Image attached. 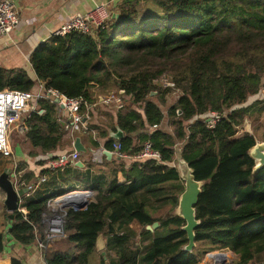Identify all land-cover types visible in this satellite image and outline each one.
<instances>
[{
  "label": "trees",
  "instance_id": "obj_1",
  "mask_svg": "<svg viewBox=\"0 0 264 264\" xmlns=\"http://www.w3.org/2000/svg\"><path fill=\"white\" fill-rule=\"evenodd\" d=\"M115 9L118 17L95 36L71 32L39 43L29 55L35 80L24 68L0 67V90L31 91L40 80L87 104L123 90V106L114 110V123L123 132L118 139L122 152L132 157L149 142L160 156L118 158L119 169L109 181L87 187L94 200L83 210L67 211L64 231L72 245L48 250L46 263L90 264L99 235L108 264V251L117 255V264H197L203 252L217 249L239 255L237 264L247 263L264 250V166L254 170L248 153L257 140H264V121L256 124L262 120L264 101L228 113L214 129L201 122L187 127V121L241 103L264 84V0H119ZM176 88L182 93L165 115L159 105ZM37 105L44 112L30 114L25 139L56 158L67 152L55 153L65 135L62 120L51 101L38 100ZM165 117L174 134L160 127ZM243 118L252 120L253 133L234 137ZM90 121L89 127L106 138L103 146L111 149L115 139ZM179 146L194 179L202 182L190 252L184 250L185 221L175 214L184 190L173 166ZM10 161L0 155V174ZM25 165L14 170L18 189L27 187L32 176H18ZM71 191L75 189L59 195ZM49 198L24 196L20 207L26 214L11 213L7 234L16 244L44 239L42 213ZM154 222L155 229H146ZM200 243L208 245L206 251ZM99 261L105 264L101 256ZM11 264L26 263L13 253Z\"/></svg>",
  "mask_w": 264,
  "mask_h": 264
},
{
  "label": "built area",
  "instance_id": "obj_2",
  "mask_svg": "<svg viewBox=\"0 0 264 264\" xmlns=\"http://www.w3.org/2000/svg\"><path fill=\"white\" fill-rule=\"evenodd\" d=\"M111 14L108 1L97 3L89 13L76 14L62 22L52 36L63 37L71 32L95 36L98 30L106 27L107 23L112 18ZM27 23L28 20L18 12L14 0H0V40ZM161 82L164 86H168L169 84L165 79H162ZM91 84L95 86L94 83ZM120 91L121 90L112 91L106 95H99L98 98L101 100V103L109 104L118 110L122 108L124 98V91L122 90V93H120ZM42 99L51 101L58 114H65L66 119L62 122L63 131L66 136L72 139V143L78 134H87L91 135L93 138L96 137L95 131L91 129L87 123L90 119V108L95 103L87 104L77 98H68L59 91L46 87L45 83L40 80H37L36 88L31 91L4 88L0 90V155L11 160L10 164L13 171L16 169L17 163L14 160L12 137L13 135H25L28 130L27 121L32 112H36L37 114H42L44 112V110L39 109L37 105V101ZM259 101H264V85H262L256 93L249 95L243 102L234 104L228 109L222 111L209 110L194 115L187 121V127L195 122H201L204 123L208 129H214L216 124L225 118L228 113L250 107ZM153 127H156V125ZM245 134H252V125L248 118H243L240 123L236 125L234 137H242ZM177 149H181V147L179 146L176 150ZM104 150L110 151L118 158H160L159 153L151 148L149 142H145L142 150L131 157L123 153L122 144L118 140H114L111 144V149H107L102 145L96 152H92L93 155L96 156L93 158V161H101L104 157ZM79 157L80 152L73 149L71 152L61 153L56 158L44 155L37 160H44L50 170H57L66 165H75ZM43 181H45V178L42 177L36 183L29 184L27 186L28 192L24 196H29ZM72 192H77V190L67 194ZM80 192L90 197L88 201H79L81 209H85L91 202L93 196L88 190ZM67 194L64 195L66 196ZM64 195L49 198L46 203V210L42 213V218L45 223V237L43 240L37 238L36 243L44 264H47L46 257L50 245L66 235L64 224L67 211L73 209L74 205L64 203L63 200L56 202L57 199L64 197ZM19 211L26 214L24 208L20 207ZM229 254L231 253L228 249L207 251L197 264H232V254L231 256Z\"/></svg>",
  "mask_w": 264,
  "mask_h": 264
},
{
  "label": "crops",
  "instance_id": "obj_3",
  "mask_svg": "<svg viewBox=\"0 0 264 264\" xmlns=\"http://www.w3.org/2000/svg\"><path fill=\"white\" fill-rule=\"evenodd\" d=\"M105 1L109 2L110 14L117 13L115 6L119 0H14L18 12L28 20V23L0 40V67L6 69L24 68L29 77L35 80L36 77L29 62V55L32 50L39 43L48 40L62 22L76 14L89 13L93 10L95 4ZM155 95L156 92H153L151 96ZM100 101L101 100L98 98V101L90 108L92 116H90L89 113L91 119V121L90 119L89 121L92 125L100 123L102 127L101 130H106L107 133L109 130L115 132L117 125L114 123V110L116 109ZM154 101L158 102L156 98H154ZM159 106L162 110L161 104ZM94 107L98 110H102V112L98 113V110L93 111ZM168 107L169 106H167L166 109ZM58 117L62 120L61 122L66 119L64 113L58 114ZM89 121L87 122L88 126ZM166 123L167 121L164 120L160 125L164 130ZM94 131L96 133L95 138L87 134L77 135L80 138L81 144L88 150V153H80L78 162L82 163L81 166L66 165L57 170H50L44 160H37L39 157L48 154L43 153L38 148L31 147L27 140L25 141V147H23L22 152L17 158L15 156L17 153L13 150L14 160L17 165L20 164L24 167V164H26L25 169L18 172V176L26 172L32 173L27 185L36 183L42 177L45 178V181L40 183L37 189L30 193L29 196H49L53 198L54 195L61 196L59 195L61 192L67 191L70 188L77 190V192H72L62 197L66 198L72 194L83 193L80 191H85L87 187L91 186L95 181L103 184L109 181L110 177L112 178L113 176V171L119 169L120 160L113 155L110 159L104 156L101 161H93V158L96 156H94L92 152H96L106 140V138L98 136L97 130ZM95 141L98 142V147L94 146L93 142ZM72 150V139L64 135L62 146L55 153L59 154L63 151L71 152ZM32 153H34V155H32ZM104 158L106 159L104 160ZM43 170L50 171L43 174L41 173ZM82 176L86 177V181L80 179ZM118 176L120 177L121 175L118 173ZM83 195L86 194L83 193ZM87 197L88 198L84 201L89 200V196ZM62 198L57 199L56 202H60ZM4 199L5 193L0 188V264H11L13 253L18 254L26 264H44L36 240L31 245L20 246L7 234L12 224V215L6 210ZM7 219L10 220V224L7 223ZM67 234L66 232L65 238ZM52 244L49 249L51 247V249H54ZM230 252L232 253L234 264H237L239 255L232 251ZM229 255L231 256V254ZM245 264H264V250L257 253Z\"/></svg>",
  "mask_w": 264,
  "mask_h": 264
},
{
  "label": "water",
  "instance_id": "obj_4",
  "mask_svg": "<svg viewBox=\"0 0 264 264\" xmlns=\"http://www.w3.org/2000/svg\"><path fill=\"white\" fill-rule=\"evenodd\" d=\"M111 17H118L117 13L111 14ZM123 91L121 90L120 93ZM153 92L150 93L152 95ZM109 137L118 140L123 137V132L116 126V131H108ZM73 149L80 153H88V150L81 144L80 138L75 137L73 142ZM249 155L254 160V170H257L264 166V141L254 144L249 149ZM104 156L110 159L113 154L108 151H103ZM118 158V157H117ZM81 162H76L75 166H81ZM174 167L177 169L181 180L184 182V190L179 196L178 205L175 209V214L180 216L184 221L185 225L182 230L186 232V237L188 243L184 246V250L190 252L195 247V228L199 224V220L195 217V205L198 200V195L201 191L202 182L196 181L193 177V170L188 166L186 161L181 157V149L176 150ZM15 173L12 170L11 164L9 163L0 174V188L5 193L4 206L9 213L19 211V206L22 198L28 192L27 187L18 189L15 187L13 178ZM65 196V195H64ZM64 203H71V200H63ZM73 210H83L81 209L80 203L72 204ZM158 226L157 222L152 225H147L146 229L153 230ZM105 241L102 235H99L96 239V252L100 253V256L107 261L106 251H105Z\"/></svg>",
  "mask_w": 264,
  "mask_h": 264
},
{
  "label": "rangeland",
  "instance_id": "obj_5",
  "mask_svg": "<svg viewBox=\"0 0 264 264\" xmlns=\"http://www.w3.org/2000/svg\"><path fill=\"white\" fill-rule=\"evenodd\" d=\"M173 93H175V94H173ZM181 93H182L181 90L179 88H176V89L172 90L169 94H167L165 96V103L164 104H161L162 111L165 113V115L167 114L168 108L170 106L174 105L177 102V100H178L179 96L181 95ZM167 106H169V107L166 109ZM98 111H99L98 113L102 112V110H98ZM165 121H167V117H165ZM250 121H251V125H252V133H253V123H252V120H250ZM263 121H264V114L262 116V120H260V122H257L256 124H259V123H261ZM165 130H167V132H169L171 134H174L175 127L174 126H169L168 123H166L165 124ZM262 130H263V126L261 127V131ZM25 141H26V139H25L24 136H16V135H13V137H12V146H13V150L14 151L16 150L15 151V153H17V154H15L16 158L22 152L23 147H25ZM257 141L258 142H261V141H264V140H257ZM80 179L83 180V181H86V177H83L82 176ZM92 200H94V199L92 198ZM92 200H91V202H92ZM7 223L10 224V220L9 219H7ZM69 245H72V244L69 243L66 240L65 237L60 238V240H58V241L57 240L54 241L53 244H52L53 248H57V249H65ZM200 246L203 249H205V251L207 250L208 245H206L205 243H200ZM105 251H106V247H105ZM204 254H205V252H203V255ZM203 255H202V257H203ZM99 256H100V253L96 252L95 255L90 259V264H101L100 261H99ZM108 256H109V259L112 261V264H117V260H118L117 258L118 257H117V255L115 253H113L112 251H108ZM105 264H108V259L105 262ZM232 264H234V261L232 262Z\"/></svg>",
  "mask_w": 264,
  "mask_h": 264
},
{
  "label": "bare ground",
  "instance_id": "obj_6",
  "mask_svg": "<svg viewBox=\"0 0 264 264\" xmlns=\"http://www.w3.org/2000/svg\"><path fill=\"white\" fill-rule=\"evenodd\" d=\"M87 195H83V193H78V194H72L71 196H68L66 198H62L61 200H73L70 204H76V202H85L84 200L86 199ZM60 200V201H61Z\"/></svg>",
  "mask_w": 264,
  "mask_h": 264
}]
</instances>
